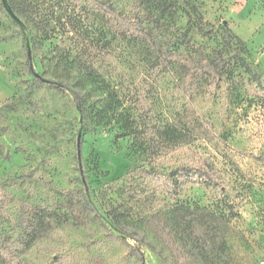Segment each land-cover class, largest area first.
<instances>
[{"label": "rangeland", "instance_id": "obj_1", "mask_svg": "<svg viewBox=\"0 0 264 264\" xmlns=\"http://www.w3.org/2000/svg\"><path fill=\"white\" fill-rule=\"evenodd\" d=\"M101 1L125 13L138 6ZM38 5L56 18L51 40L19 5L24 35L0 1L3 237L19 234V214H37L32 264H139L133 249L143 264H264V0L165 3L194 11L202 29L189 35L190 47L210 57L223 49L250 67L216 84L205 80L196 94L181 85L179 66L154 72L153 56L88 0ZM185 14L176 15L182 29ZM206 162L217 186L174 175Z\"/></svg>", "mask_w": 264, "mask_h": 264}, {"label": "trees", "instance_id": "obj_2", "mask_svg": "<svg viewBox=\"0 0 264 264\" xmlns=\"http://www.w3.org/2000/svg\"><path fill=\"white\" fill-rule=\"evenodd\" d=\"M11 1L9 3L7 0V4L14 14L15 11H17L24 16L25 13L21 11L19 5H22L26 9L27 7L29 8L28 16L30 18L32 17L31 19L34 21L33 25L38 29L40 28V36H43V39L51 40L56 37L57 33L54 29L55 27L52 28L50 25L55 24L56 18L51 14L45 16L44 14H40V7L38 5L39 0H19L20 3L17 1L19 5L17 2ZM66 1L71 2L73 0ZM88 1L94 6V9H97L99 12H104L111 26L115 27L119 33L132 41L139 42L141 46L153 56L151 69L158 73L159 76L165 73L169 67L179 66L182 79L184 82L186 81L185 84L183 82L181 85L185 87L187 83V87H189V90H191L193 94H196V86L205 80L212 81V83L216 84L222 80L227 72L231 75H233L234 72L237 76L240 75L239 72L241 71L245 74L249 72L250 67L241 56L237 58L236 56L229 55L226 50L218 49V51L210 57L204 50L198 53V49L190 47L189 35L195 31L198 32L202 28L198 27L196 24L194 11L192 9L183 8L181 10L178 5L165 6V3H169L173 0H136L138 2L137 10H130L129 13L120 12L117 11L116 8H111L110 3L107 1ZM178 13H186L185 15L188 18L183 29L177 26L176 15ZM174 18L175 20H173ZM19 21L21 22L20 19ZM20 26L21 31L25 35L26 30L23 22ZM27 65L29 67V73L35 77V74L30 68L29 60H27ZM90 70L91 67L87 68L85 75L86 77L92 78L93 76ZM256 82L259 83L258 77L254 80V83ZM254 83L248 81L247 86H252ZM63 87L69 90L76 107L81 113L87 110L84 104V98L80 94L72 91L71 88L67 86ZM181 87V91H184L182 90L183 87ZM104 88L108 92L107 83H105ZM108 97L110 102L114 104L118 103V97L115 92L109 91ZM200 122L208 123L206 120H200ZM192 170V168L184 166L180 169L177 168L174 175L178 176L180 173L183 178L182 183L193 182L198 185L208 184L217 186L213 169L209 163H203L200 167ZM166 188H168L167 191L171 190L169 191L170 194H177L175 189L178 187L177 185L175 187L172 179H167ZM82 204L87 210L90 212L92 211L96 217H100L98 210L88 198H85ZM17 221L20 231L19 234L11 240L3 237L2 227H0V264H32L26 256L39 243L36 237V235H39L38 232L40 229L39 226H37V214H33V217L25 213L19 214ZM209 225L208 223V226ZM211 228L210 226V229ZM133 251L137 253L139 264H143V259L139 250L133 249Z\"/></svg>", "mask_w": 264, "mask_h": 264}, {"label": "water", "instance_id": "obj_3", "mask_svg": "<svg viewBox=\"0 0 264 264\" xmlns=\"http://www.w3.org/2000/svg\"><path fill=\"white\" fill-rule=\"evenodd\" d=\"M0 1H1L2 7L6 10L9 18L12 21L16 22L18 25H22V22L19 21V19L16 17V15L13 13V11L10 9V7H8L7 0H0ZM26 51H27L28 59L30 60L31 59V51L29 50L28 43L26 44ZM35 77L38 78V75L35 74ZM77 137H78V139H77V147H78L79 146L80 137H79V135ZM79 156H80V151H78V157Z\"/></svg>", "mask_w": 264, "mask_h": 264}]
</instances>
